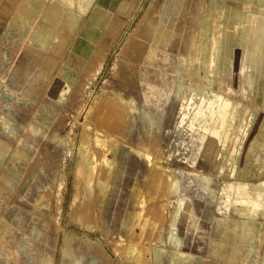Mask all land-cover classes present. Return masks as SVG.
Masks as SVG:
<instances>
[{"label":"rangeland","instance_id":"obj_1","mask_svg":"<svg viewBox=\"0 0 264 264\" xmlns=\"http://www.w3.org/2000/svg\"><path fill=\"white\" fill-rule=\"evenodd\" d=\"M41 1L40 14L35 19L30 33L20 35L15 30V24L23 15L28 0H13L12 4L7 0H0V185L2 175L7 172L9 175L14 174L15 182L13 189L7 192L0 186V264H47L48 246L44 234L32 235L28 249L23 251L21 248L23 238L30 235L18 233L16 223L19 224L24 217L29 221L26 223L27 227L32 224L38 226L41 221L36 222L30 217L32 211L28 205L21 206L17 202H20L19 194H24L25 200L32 199L31 189L34 177L37 176V170L32 166L36 157L35 151L40 146L43 135L55 129L59 130L61 137L73 133L75 144L70 149L67 148L69 151L68 165L65 169L67 182L60 217L53 207L55 216L51 221L56 223L59 220L60 234L67 231L76 234L78 239L85 238L76 239L74 243L76 256L84 254L81 264H221L218 259L209 255L210 243L216 236L211 233L223 218L240 216L234 212L233 206L224 203L227 212L220 214L213 209L211 216L203 219L204 225L211 231L206 249L197 251L189 246H174L167 241V227L176 205L172 203V197L167 190L165 191V187L155 190V197L158 193L159 197L150 203L151 223L148 226L150 228L147 227L145 231L141 230L142 225L138 220V202L143 200L147 193L151 195L154 193L153 189L150 191L147 189V182H152L156 177L153 176L147 181L148 172L151 170V164L147 163L149 148H157V152L163 156L160 158L163 163L161 176L165 179H168L169 166L177 172L193 169L200 175L211 178L212 184H215L218 190H221L224 183L234 178L231 175L232 169H235L236 173H243L244 164L253 165L245 153L254 139L264 134V126L260 123L253 126L251 123V117L259 110H264L262 78L264 75L262 76L263 73L258 71L253 63L238 66L234 62L236 39L241 28L236 24L232 12L237 8L242 9L243 6L260 8L259 0H117L115 9L111 10V21L104 25L94 45L91 46L92 37H89L88 42L76 50L77 54L74 57L71 55L75 51L77 36L86 24L91 9L99 0L88 3L89 8L86 12L76 4V0L72 9L66 10L61 6V0ZM221 4L224 5L223 10L214 12V9H211L215 5L221 7ZM50 10L53 13L50 15L49 28L54 29V36L45 43L33 41L32 30L40 17ZM155 10H158L156 18L159 23L155 29L160 28V34L151 35L148 45L141 53L131 55L130 50H126L123 55L131 58L124 59L121 55L126 41L143 16L146 13L152 14ZM78 14L82 15V18L79 19ZM113 19L116 20L114 26ZM155 43L161 47L156 45L152 49L151 45ZM98 51L99 56L96 54ZM24 57L25 63L32 69L25 77L11 79L15 66L20 64ZM98 58L100 63H96ZM128 68H139V73H144L145 79L142 82L141 75L140 78L136 75V82L133 84L136 89H131L138 107L132 112V120L130 119L128 126L125 127L126 124H123L124 127L121 129L126 135L131 134V138L128 144L125 143L128 150L118 190L113 193L110 224L102 231L99 221L103 219L101 212L107 194L100 191L97 186H93L91 194L84 192L82 188L80 198L74 203L76 173L80 164L82 136L86 127L96 125L87 113L92 106H94L92 113H95L99 104L97 101L100 102L112 88L125 86L124 71ZM196 87L199 90V100L203 99L201 88L204 87H208L219 98H215L209 106V109L214 111L211 123L212 126L215 123L214 128L205 125L206 118L202 119L204 121L202 125L195 124L193 128L187 124L192 117L196 118L201 105L195 103L191 106L187 98ZM41 90L44 97H37V92ZM226 99L231 103L229 109L223 105ZM42 100H45L47 105L46 112L44 117L36 120L37 106ZM205 104L204 101L202 108H205ZM25 110H31V114L33 112V123L35 128L39 129L36 134L29 127L30 117L25 121L21 116ZM142 110L146 112L158 110L154 113L156 120L158 119V126L140 122ZM224 113H226L224 125L218 132L221 115ZM185 115L186 120L182 122ZM6 122H10L11 125L20 123L13 135L4 128ZM145 127L148 129L146 136L143 134ZM180 129L183 132L180 142L185 136H191L194 141L190 145V150L196 151L189 153L185 161L167 159L169 143ZM149 130L152 131L151 135ZM158 135L160 143L157 142ZM119 138L124 140L122 137ZM11 148L12 150H9ZM17 149L25 158L19 164ZM106 157L112 163L115 162L111 152H106ZM151 159L159 161L155 155H152ZM24 161L25 165L22 167ZM38 167L46 176L44 166ZM104 167L102 163L98 165L96 177L99 179L104 176ZM18 170L23 171L22 179L21 177L17 179ZM263 176L264 169L257 166V174L253 178L259 180ZM141 178L143 179L141 188L137 191L140 200L132 206L130 198L134 185L137 186ZM20 180L24 181V189ZM159 190L163 192L160 193ZM195 190L196 188L193 189V193L188 194L192 202ZM232 196L235 198V195ZM6 202H11L6 205L8 209L5 207ZM130 211L133 215L130 223L126 225L124 218ZM27 227L22 232H25ZM95 240L102 242L104 250L101 256L95 251L98 248L93 244ZM57 243L53 264H62L64 262L61 258L62 242L58 240ZM261 243L264 251V235ZM248 258L244 264H255L252 258ZM263 258L264 255H259L256 264H261Z\"/></svg>","mask_w":264,"mask_h":264},{"label":"bare ground","instance_id":"obj_2","mask_svg":"<svg viewBox=\"0 0 264 264\" xmlns=\"http://www.w3.org/2000/svg\"><path fill=\"white\" fill-rule=\"evenodd\" d=\"M7 1L11 2L12 4L13 0H7ZM63 2L67 3L69 6H71V8L68 7L66 4H64ZM63 2L61 1L60 4L64 10L72 9L73 5H75L74 0H63ZM92 2L93 0H89L88 2L84 0H76V4L79 5V7L84 12H86L89 8L87 4ZM259 2L261 4L260 8H250V6H243L242 9L237 8L236 11L232 12V16L236 19V24L239 25V27L241 28L239 36L236 39V51L234 53V62L237 63L238 66L253 63L257 68V70L263 73L262 74L263 76L264 75V0H259ZM98 4L97 5L95 4L94 8L91 9L92 11L90 12L86 24L83 26V28L80 30L77 36V39L75 41L77 43L75 45V51L71 55L72 57H74L75 54H77L76 51L77 49L84 46L88 42L89 37H92L91 46L94 45L96 40L99 38L104 25L111 21V17H112V16L110 17L112 13L111 10L115 9L117 0H99ZM91 6H93V4H91ZM223 8L224 5L221 4V7L219 5L218 6L215 5L211 9H214V12H217L218 10L219 11L223 10ZM229 8L230 7H228L227 11H229ZM157 13L158 10H155L152 14L149 15L146 13L143 16V18L140 20L137 28L134 30L130 38L126 41L125 46L123 47L121 56H123L124 59L131 58V57H127L126 55H123L124 52H126V50L128 51L130 50L129 52L131 55L132 53H141L143 52L142 50L144 49V47L148 45L147 43L150 41L151 35L155 34L156 36V34L157 35L160 34L161 29L160 28L155 29V26L159 24L156 18L158 15ZM226 14L228 15V13ZM78 15H79V19L82 18L81 17L82 15L80 14ZM114 25H116V20L113 19V26ZM107 35L109 34L107 33ZM52 36H54L53 30L51 32H47V41H49ZM218 41L220 43V39H218ZM156 45L158 44L155 43L151 45V48L153 49ZM99 52L100 51L96 52L98 56L100 54ZM99 61L100 58L96 60V63L97 62L100 63ZM79 63L81 64V62ZM126 63L128 64V62ZM139 72H140L139 68L126 69L124 71V77L126 82L125 86L120 85L116 88H112V90L107 92L105 97H103V99H101L100 102H98L99 100L97 101V103H99L97 111H95V113H92L94 107L92 106V108L90 107L91 110L89 109V113H87V115L89 114L88 117L92 119L94 122H96V125L94 127L91 126L86 127L84 135L82 136L83 139L81 144L80 164L76 173L77 176L76 189L73 194V198L75 203L80 198L81 191L83 192L82 188H84V192L86 193L89 192L91 194L94 190L93 186L99 187L100 191L105 192L107 194L104 201L105 205L101 212L103 219L99 221L100 229L102 231L106 230L110 224L109 223L111 219L110 206L113 201V193H115L118 190L120 178L123 174L125 154L127 153L128 150L127 142L130 140L131 134L126 135L125 132H121L122 131L121 129L122 127H124L123 124H126L125 127L128 126L130 119L132 120V114H133L132 112L134 110H137L138 107L136 97L133 96L134 94L132 93L131 89H136V87L133 85L136 82V77H135L136 75L139 78L141 75V81L144 82L145 79V76L143 75L144 73L142 74ZM11 77L15 79V75ZM262 78H264V76ZM203 84L205 85V83ZM201 89H203L202 91L203 99L199 100L198 87H196L195 90H192L194 92H192V94L187 97L189 98V102L191 106H193L195 103H201L200 107L198 108L196 118L193 119L192 117L191 121L187 123L192 128L195 124L202 125L201 123L204 122L203 120L205 118L207 119L205 125L208 127L212 126L211 123L213 121L212 118L214 115V111L210 110L209 106L217 97L216 94L213 93L208 87H204ZM42 94H44V92L42 93V90L37 92V97H42L43 96ZM184 98L186 97L184 96ZM204 101L206 102L205 108H202ZM223 105L227 106V109H229L231 103L229 100L226 99ZM38 106H37V111L35 113L36 120L40 119V117L42 118V116L44 117V113L46 112V106H47L45 105V100H42L38 104ZM157 111L158 110L155 111L151 110L150 112H146L142 110V115L139 116L140 122H145V125L147 123L148 124L151 123L152 126H158V122H157L158 119L156 120L154 116V113H156ZM225 115L226 113L221 115V119L219 118L220 119V125H218L219 128L216 125V127L218 128L217 129L218 132L221 131L222 126L224 125ZM21 116L25 121L30 117L29 118L30 129L33 130L34 134L39 132V129L35 128V124L33 123L32 120L33 112L31 114V110H25ZM185 120H186V115L183 118L182 122H184ZM251 123H253V126L257 125L258 123L264 126V113L257 112L253 117H251ZM19 124L20 123L17 124L15 123L11 125L10 122L8 123L6 122L4 124L5 125L4 128L8 133L13 135L16 132V127ZM214 126L215 123H213L212 127L214 128ZM73 131H74V126L72 127V132ZM151 132L152 131L149 130V135H151L150 134ZM147 133H148V129H146L145 127V132L143 134L146 136ZM182 133H183L182 129L177 131L175 137H173L172 141L169 143L170 151L168 153L169 155L167 156V159L175 158L185 161L189 153H193L194 151H196V150L194 151L190 150V145L194 141L191 136H185L184 140L180 142ZM59 134H60L59 130L55 129L48 132V134L46 132L43 135L42 138L43 140H41L40 146L35 151L36 157H34L35 158L34 164L32 163L34 170H37V176L34 177V185L32 186L31 189L32 199L25 200L26 198L25 195L19 194L20 202H17L18 205L21 206L28 205L29 209L32 211L30 217L36 222H40V221L41 222L39 223L38 226L32 224L27 227L26 223L28 219L27 217H24L22 221H20L19 224L16 223V225H18V233L23 235H30V236H25L23 238L21 244V248L23 251H26L28 249V245L32 241L31 239L32 235L44 234V238L46 239V244L48 246V253H47L48 256L46 261L47 264L54 263L56 257V249L58 247V243H57L58 240L59 241L61 240L62 242L61 258L64 261L63 263L81 264L84 254L80 253L79 256L77 257L74 251V243L76 239H78L75 236L76 234L67 231L64 232L63 234H60L59 220L56 223H53L51 221V219L55 216L54 215L55 212L52 210L53 207L56 208V212L59 214L58 216L60 217L61 204H62V199L64 198V189H66L65 187L67 182V174L65 170L67 169V165H68L67 158L69 151H67V148L70 149V147H72L73 144H75L73 133L70 132L67 136L64 137H61ZM119 137L124 138V140H120ZM159 138L160 135L157 136L158 143H160ZM120 144L123 145L120 146ZM4 145L6 146L7 142L6 144L4 143ZM9 150H12V148ZM157 151H158L157 148H153V149L149 148L148 150L149 156L147 158V163L151 164V170L150 172H148L149 177L147 178V181L149 178L156 176L152 180V182L149 181L147 182V189L148 191L153 189L154 192L153 195L147 193V195L143 198V200H140V195L137 193V191L139 188H141V183L143 181V179L141 178L140 183L137 184V186L134 185L133 195L130 198V204L132 206H135L137 202L140 200V202H138L139 204L138 220L140 222V225H142L141 230L142 229L143 231L147 230V227L151 223V219H150L151 217L149 213L151 209L150 203L152 201H156L155 199L159 197L158 195L159 193L155 197L154 195L155 190L159 188L163 189L164 187H165V191L167 190L169 195L172 197L171 198L172 203H175L176 205L175 208L173 207L174 209L171 214V220L167 227L168 228L167 241L174 246L181 247L183 245H189V243L191 242L193 244L192 245L193 250H197V251L205 250L207 245L206 244L207 235L208 232L210 231H209V227L204 225L203 219L210 217L213 209L214 212L218 211L220 214L227 212V208L224 209V203L227 204V206L230 205L233 206L234 212L238 215L241 216L243 215L244 217L245 216L264 217V176L259 180H255V181L248 179L250 173L253 172V167L255 165L260 167L261 169H264V134L263 135L260 134L258 137H256L252 142V145L249 146V151L258 152L256 156L253 158L248 156V159L252 160L254 166L251 164L250 165L244 164L243 173L241 172L236 173L235 169L234 170L232 169L231 175L234 176V178L224 183L223 187H221V190H218L215 184H212L211 178L202 176L193 169L180 170L179 172H177V170L169 166L167 169L169 172L168 179H165L164 177L161 176V174L163 173V170L161 171V169H163L162 166L163 163H161L160 158H162L163 156L160 154V152ZM16 152H17V164H19L21 163V160L23 161L25 158L23 154H19L18 149L16 150ZM106 152L112 153L113 161L115 160V162L112 163V161L106 157ZM152 155H155V157L158 158L159 161L151 159ZM3 159L5 160V157ZM100 163L104 164L105 171L103 170L104 176L99 179L98 177H96V174L98 171V165ZM24 165H25V161L22 162V167ZM39 165L44 166V168L46 169L45 171L47 172L46 176L44 175V173H42L41 169L38 167ZM190 165L191 163L188 164L189 167ZM22 176H23V171L18 170L17 179H20V177L22 179ZM13 181H14V174L9 175V172H7L6 174L4 173L2 175L1 185H0L2 186V190L4 192L12 190L15 183ZM20 183L22 189H24L23 186L24 181L20 180ZM162 184L163 186H161ZM194 188H196L195 190L196 192L194 193V199H193L194 202H192L188 194L193 193ZM158 192L161 193L163 191L159 190ZM232 195H235V198H232L233 197ZM8 203L11 202H6L5 207H7L6 205ZM218 203H221L222 205H218ZM131 215H133V213H131L130 211L128 212L127 216L124 218V222L126 225L130 223ZM25 227H27V230L25 232H22V230ZM44 229H46V231ZM143 235L145 234L143 233ZM149 235L148 238L150 237ZM78 240H85V238L79 237ZM101 243L102 242L100 240L93 241V244L98 246V248L95 251H97L96 253L99 252L100 256L104 250ZM80 256L81 258H79ZM261 264H264V259Z\"/></svg>","mask_w":264,"mask_h":264},{"label":"crops","instance_id":"obj_3","mask_svg":"<svg viewBox=\"0 0 264 264\" xmlns=\"http://www.w3.org/2000/svg\"><path fill=\"white\" fill-rule=\"evenodd\" d=\"M61 1L63 2V0ZM63 3L71 8V6H69L67 3ZM41 5V0H28V5L24 10L23 15L20 16L19 20L15 24V30L17 33L20 35L30 33L35 19L40 14ZM51 13H53L52 10L46 11L40 17L36 27L31 32L33 41H43V43L47 42V32L52 31L49 28L51 24ZM24 58L20 61V64L15 66L12 72L11 76L15 75V79L20 78L21 76L25 77L29 70L32 69L25 63L26 58ZM11 78L13 79V77ZM258 112L264 113V110H259ZM256 136L257 134L254 135V137ZM257 153V151H249L248 148L245 154L253 158ZM253 169L254 170L252 173H250L248 179L255 181L256 179L253 177L257 174V166L255 165ZM245 217L240 215L238 217L229 216L228 218H223L222 222L217 223L216 228L212 230L211 235L216 236L214 238L212 237L213 239L210 243L211 247L209 255L211 254V256L218 259L221 264H244L247 257L252 258V262L256 264L258 256L264 255L261 243L262 235H264V217ZM209 231H211L210 228ZM209 235L210 232H208L207 235V242ZM192 245L193 244L190 242L189 245L183 246H189L193 248Z\"/></svg>","mask_w":264,"mask_h":264}]
</instances>
